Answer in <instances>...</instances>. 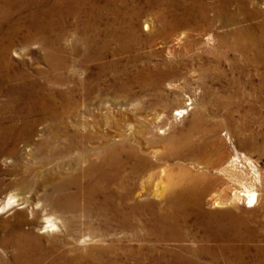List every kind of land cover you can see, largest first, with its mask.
<instances>
[{
  "label": "rangeland",
  "instance_id": "374dc122",
  "mask_svg": "<svg viewBox=\"0 0 264 264\" xmlns=\"http://www.w3.org/2000/svg\"><path fill=\"white\" fill-rule=\"evenodd\" d=\"M69 1L72 8H68L67 16L55 14L51 17L54 34H58L54 48L56 56L64 63L63 69H50L45 51L36 43L25 46L16 42L8 54L9 61L16 63L15 69L26 73L29 83H35V99L40 97L42 106H50L45 113L38 109L31 116L19 114L17 109L16 116L13 103L6 108L7 93L20 82L0 84L1 130L11 127L18 130L25 121L35 126L29 137L13 140L4 134L7 143L0 145V206L9 196L18 204L0 213V241L9 237L23 218L28 219L32 210L38 222L37 232L45 226L44 215H49L58 217L57 224L69 220L72 238L84 236L87 218L81 208L74 211L54 209L62 192L51 189L52 185L71 177L80 182L81 189L85 185L81 166L75 169L70 163L75 155L65 152L68 139L59 135L56 140L55 134L73 126L80 127L91 117L98 118V124H103L100 117L109 111L121 113L124 109L122 113L126 112L132 103L141 111L134 114L136 123L133 122L134 129L131 127L137 140L145 136V129H150L143 123L145 115L155 117L159 114L163 120L158 127H152L156 133L166 131L155 135L156 140L171 134V128L175 130V136L190 135L194 114L204 118L199 129L217 127L215 132L192 134L191 142L198 144L200 150L196 153L197 158L193 156L177 162L191 175L205 176L215 182L204 195V211L219 212L218 222L224 220L221 212L227 211L229 218L225 220L239 222L251 231L250 238H246V233L245 238L229 243H203L189 238L182 244L168 247L176 251H181L182 247L194 249L200 264H214L212 255L218 256L221 246H225L223 256L232 264H264V0H111L110 4L108 0H83L78 9L76 3L82 0ZM30 11L37 12V9ZM30 11L12 15V21L6 23L3 31H10L13 26L26 31L28 22L32 21ZM118 11L122 16L138 12L131 30L138 42L125 48H121L111 33L123 31L125 25ZM178 20H182L181 26L175 25ZM163 22L169 35L157 37ZM92 23L99 32L94 33L88 28ZM144 24L149 25L150 32L144 31ZM88 38L94 39L96 44L107 43L102 57H98L97 45H87ZM239 39L245 46L243 50L233 47ZM256 55L260 58L255 59ZM165 63L177 67L178 75L164 82L157 91L140 92L132 85L129 96L115 90V82L124 78L123 69L131 78L146 65L162 67ZM167 82L174 88H169ZM156 96H161L160 102L156 103ZM39 103L38 107H41ZM26 104L24 101L18 108ZM182 110L184 113L178 115ZM160 144L163 146L164 143ZM158 149L159 153L164 151L161 147ZM80 150L74 152L78 154ZM151 150L155 151V148L148 151ZM174 163L176 161H162L163 168ZM227 165L230 166L228 176L221 173ZM166 169L169 176L175 177L179 173ZM245 190L255 193L254 207H246V197L240 195ZM68 191L71 193L75 189L72 187ZM23 198L27 204L23 203ZM216 203L222 206L214 207ZM23 228L27 229V226ZM193 230L192 223L185 227L186 233L192 234ZM54 234L55 242L60 244V232ZM47 239H42L43 244L51 240ZM112 246L117 252L105 258V264H136L131 257L133 254L126 252L137 249L134 242H113ZM87 247L88 243L75 245L81 253ZM13 251L12 247L0 243V264H12ZM225 263V259L218 262Z\"/></svg>",
  "mask_w": 264,
  "mask_h": 264
},
{
  "label": "bare ground",
  "instance_id": "6f19581e",
  "mask_svg": "<svg viewBox=\"0 0 264 264\" xmlns=\"http://www.w3.org/2000/svg\"><path fill=\"white\" fill-rule=\"evenodd\" d=\"M82 2L83 0L77 2L75 8L78 9L82 6ZM109 2L111 0H108V4H110ZM71 3L69 0H0V84L12 81L20 82L19 86L14 87L11 91L8 90L7 93L9 101L6 108H9L13 103L14 110H12L16 116H18L17 109L19 114L24 113L31 116L37 113L38 109L47 111V107L50 105L43 104L42 106L39 103L40 97L38 100L35 99V94L33 95L37 90L35 83H29V76L21 70L15 69L16 63L9 61L8 54L16 42L25 46L36 43L45 51V60L50 69H63L64 63L56 56L57 50L54 48L58 34H54L55 28L51 17L55 14L60 17L67 16L68 8L72 6ZM32 8L37 9V12L30 11ZM27 9L32 15V21L28 22L26 31H20V27L17 29L15 26L10 31H3L12 15L21 14ZM118 15L122 16L121 11H118ZM137 15L136 11L122 16L125 23L123 31L111 32L112 36L119 41L121 48L138 42L135 32L131 31ZM181 21L178 20L174 23L176 26H181ZM185 25H187L186 22ZM88 28L94 33L99 32L94 23L88 25ZM143 28L145 32H150L148 24H144ZM166 29L167 26L163 22L162 29L157 31L156 36L167 37L169 31ZM86 42L89 47L97 45L98 57H102L107 49L106 42L102 41V43L96 44L92 38H88ZM240 43V39L236 40L233 47L243 50L245 46ZM220 44L224 45L222 42ZM259 58L258 55L255 56V59ZM177 73V67L172 63H165L162 67L146 65L138 69L131 78L126 76V70L123 69L121 74L124 78L114 81L115 90L123 91L129 96L132 85L137 87L140 92L157 91L164 82L176 78ZM166 85L171 89L174 88L171 83ZM155 98L156 103L161 101V96ZM24 101L27 106L18 108ZM42 101L44 103L43 99ZM38 103L41 105L40 108ZM129 104L130 108H127L126 112L122 113L124 109H121V113L120 111H115V113L109 111L105 116L100 117L103 124H98V118L97 120L95 117H91L82 126H78L79 128L73 126L71 129H64L55 134L56 140L59 135L68 139L65 152H69L68 154L72 156L75 155L70 163L75 169L79 165L81 166L80 173L85 180V185L81 189L80 182L73 177L52 185L51 189L62 192L55 203L53 202L54 209L56 207V210L60 208L74 211L81 208L87 218L85 233L84 236L74 239L71 235L69 220H61L57 224L58 217L51 218L49 215H44L45 226L39 228L37 232L38 222L34 219L35 214L32 210L29 212L28 219H26L27 217L23 218L11 235L0 241L5 247H12L14 250L12 264H105L104 259L117 252L115 247L112 248L113 242L119 244L134 242L137 249L131 248L126 252L133 254L131 257L134 258L136 264H200L196 260L199 255L195 253L194 249L182 247L181 251H176L168 246H176L175 243L182 244L189 238L203 243L238 241L245 238L246 233V238H250V230L243 227L241 223L225 220V218H229V212H221L224 220L218 222L219 212L204 211V195L209 189L211 190L215 182L205 176L191 175L188 169L178 163L179 160L197 156L199 148L198 144L195 145L191 142L192 134L215 132L217 127L210 126L206 130L199 129L198 126L204 121V118L202 119L200 114H194L190 135L182 133L175 136L173 135L175 130L171 128L170 130L173 131L171 134L156 140L155 135L165 134L166 131L159 132V130L156 133L152 127H158V124H162L163 120L160 119L159 114H156L155 117L145 115L142 118L143 123L150 129H145V136L137 140L136 133L135 131L132 133L131 127L134 129L133 122L136 121L134 114L141 111H138L139 108H135L132 103ZM183 113L184 110L178 111V115ZM33 127L35 126L32 122L25 121L18 130L15 127L3 130L0 128V145L7 141L4 134L13 140L20 136L29 137ZM13 133L16 135H11ZM160 142L164 143L163 146ZM159 147L164 151L159 153ZM154 148L155 151H148ZM78 149L81 150L76 154L74 151ZM162 161H176V163L163 168ZM166 168L170 171L178 170L179 173L175 177L170 175L173 177L172 179L168 172L166 173ZM229 169L230 166L227 165L221 170V173L227 175ZM72 187L75 191L69 193L68 189ZM240 195L246 197L247 208L254 207L256 195L253 191L245 190ZM22 200L24 204H27L26 198ZM52 200L54 201V198ZM15 202L14 197L9 196L1 203L0 213L18 205ZM220 206H222L220 203L214 205V207ZM91 218L96 221L94 223L97 226L93 224ZM189 223L194 225L195 230L192 234L185 231V227ZM24 226H27V229L23 228ZM43 229L45 230L42 231ZM57 231L62 236L60 244L54 240V235H56L54 233ZM43 234L45 235L43 236ZM47 236H50L48 239L51 240L47 244H43L42 239H47ZM87 243L89 247L84 253L75 249L76 244ZM70 244L74 246H69ZM220 248L218 256L212 255L213 263L218 264L220 260L225 259L227 261L225 264H232L223 256L225 246ZM72 252L77 253L71 254ZM194 254L195 258H193Z\"/></svg>",
  "mask_w": 264,
  "mask_h": 264
}]
</instances>
